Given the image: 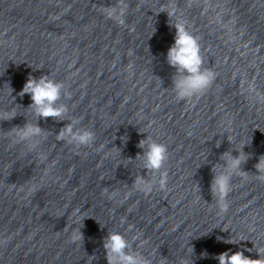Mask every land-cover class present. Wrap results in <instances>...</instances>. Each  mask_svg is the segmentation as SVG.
<instances>
[{"label": "water", "instance_id": "1", "mask_svg": "<svg viewBox=\"0 0 264 264\" xmlns=\"http://www.w3.org/2000/svg\"><path fill=\"white\" fill-rule=\"evenodd\" d=\"M115 2L0 0V114L17 112L0 120V264H88L92 255L107 264L108 231L138 236L132 247L151 264H218L216 254L237 250L259 258L264 183L251 172L264 154V0H126L124 26L100 12ZM173 6L215 73L187 101L170 88L166 61L175 28L161 9ZM48 73L70 93L67 115L94 132L91 147L57 141L68 120L34 117L30 96L18 95L29 75ZM26 120L45 130L31 151L8 131ZM146 133L167 145L163 191L132 185L150 175L135 160ZM242 144L249 173L233 176L220 213L212 167ZM80 227L83 240L72 242Z\"/></svg>", "mask_w": 264, "mask_h": 264}, {"label": "clouds", "instance_id": "2", "mask_svg": "<svg viewBox=\"0 0 264 264\" xmlns=\"http://www.w3.org/2000/svg\"><path fill=\"white\" fill-rule=\"evenodd\" d=\"M127 8L126 0H116L115 4L100 8V12L106 18L124 26ZM161 11L167 13L169 25L175 28L174 43L167 49L166 54L168 65L175 69L170 88L173 90L177 100L187 101L203 94L213 83L215 73L211 69L203 67L204 59L198 39L187 29L186 21L183 18H177L175 7L162 8ZM172 20H175V22L170 23ZM25 94L30 96L31 103L27 106V109L31 111L34 117L40 119L50 117L57 121L68 120V123L64 124L55 134L57 141L66 142L77 148L91 147L94 144V132L79 126V119L70 118L67 115L68 106L63 102V98L70 96V93L67 92L64 82L53 78L49 73L40 75L38 78L29 75L18 93L21 97ZM16 115L17 112L15 110H9L0 114V120H11ZM8 131L15 137L13 143H24L31 151L36 148L38 143L35 138L40 137L45 130L36 122L32 123L26 120L22 126H13ZM227 139L232 144V139ZM215 144L216 147H219L220 141L217 140ZM244 145L242 144L239 149H235L237 155H232V151L221 153L220 160L224 163L222 165L215 164L212 167L213 175L210 183V192L220 213H224L228 209L227 197L232 190L233 176H241L246 179L249 173L241 167L249 158V154L243 151ZM137 147L143 151L137 153L135 160H139V168L144 169L145 173L150 175L148 178L145 177V174L136 176L132 185L137 191L144 193H150L157 187L162 191L165 190L168 179L167 171L164 168L168 159L167 145L156 141L146 133L138 141ZM40 158L43 160L46 159V156L41 155ZM130 159L127 161H130ZM254 168L256 171L251 173L255 175V179L264 183V154L258 157ZM197 187L199 188L198 185ZM105 192L107 193V187ZM115 195L117 193H112V196ZM77 213H79V209ZM121 222H123V219ZM69 227L72 226L69 225ZM81 227L72 233V242L83 240ZM217 239L222 238L218 237ZM136 240H138V236L128 239L119 231H108L102 242L107 264H151L149 258L133 249L132 241ZM145 242L141 241L139 246H142ZM224 242L236 243L237 240L229 238ZM248 251L251 252L253 249H248ZM255 251L259 258H250L240 250L231 253L224 251L216 254L214 258L218 260V264H264V249L256 248ZM192 252L193 249L191 248ZM206 256V252L201 254L202 258ZM88 257V264H91L96 259L95 255Z\"/></svg>", "mask_w": 264, "mask_h": 264}]
</instances>
